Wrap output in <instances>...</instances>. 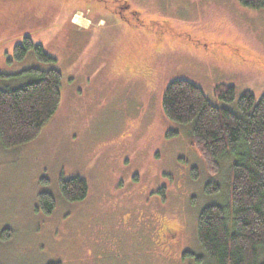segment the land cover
Masks as SVG:
<instances>
[{
    "label": "rangeland",
    "instance_id": "obj_1",
    "mask_svg": "<svg viewBox=\"0 0 264 264\" xmlns=\"http://www.w3.org/2000/svg\"><path fill=\"white\" fill-rule=\"evenodd\" d=\"M128 1L181 35L165 27L155 33L148 23L135 27L143 39L123 25L77 33L72 11L53 16L40 4H22L0 20V89L30 81L19 75L30 68L62 73L60 107L37 138L12 149L0 141V264H213L199 243L198 219L228 199L234 158H221L220 172L210 173L191 124L169 119L163 97L178 79L236 112L245 90L264 96V9L238 0ZM25 36L56 61L34 51L15 59ZM221 84L236 87L233 101L216 95ZM74 176L88 183L83 201L61 192V180ZM208 184L220 190L207 193ZM42 193L53 196L52 213L41 208Z\"/></svg>",
    "mask_w": 264,
    "mask_h": 264
},
{
    "label": "trees",
    "instance_id": "obj_2",
    "mask_svg": "<svg viewBox=\"0 0 264 264\" xmlns=\"http://www.w3.org/2000/svg\"><path fill=\"white\" fill-rule=\"evenodd\" d=\"M238 1L246 8L264 9V0ZM29 51L43 62L56 61L29 36L15 46V59H24ZM19 75L31 80L0 89V141L6 149L37 138L62 99L60 70L30 68ZM216 95L233 101L236 87L221 84ZM162 105L169 119L191 124L192 143L210 173L220 172L221 158H234L228 199L206 206L198 219V240L208 258L213 264H264V96L245 90L236 112L213 104L197 84L178 79L168 85ZM60 187L71 202L83 201L89 195L88 183L80 176L62 179ZM206 190L218 192L220 187L208 184ZM40 205L49 214L56 203L50 193H42Z\"/></svg>",
    "mask_w": 264,
    "mask_h": 264
},
{
    "label": "flooded vegetation",
    "instance_id": "obj_3",
    "mask_svg": "<svg viewBox=\"0 0 264 264\" xmlns=\"http://www.w3.org/2000/svg\"><path fill=\"white\" fill-rule=\"evenodd\" d=\"M22 4H32L35 6L40 4L44 5V7L52 8L54 10L53 16H55L58 11H72L70 17V29L77 33H85L86 31L92 32L96 26L107 25L110 26V29L105 32L114 33V30L116 31L117 28L123 25L127 27L126 29L129 37L143 39V37L146 36L141 37L137 33L135 27L143 26L148 23L152 26H156V30H154V32L156 31L157 33H160L158 27H165L167 28L165 31H167L171 36L176 37V35H181L178 34L177 31L174 32L167 20H160L159 18L151 20L146 19L143 13L134 7L132 3L130 4L128 0H0V20L8 14V12L13 11L14 8L16 9ZM80 15L88 20V26L81 25L75 20V17ZM165 31L163 33H165ZM148 39L149 38L144 39L146 44ZM204 43L206 42H202V45ZM154 45H156V43H154ZM235 50L237 49H234L233 51ZM159 55L160 54L156 57L159 58ZM125 65H127L130 69L133 66L132 59L127 61Z\"/></svg>",
    "mask_w": 264,
    "mask_h": 264
},
{
    "label": "crops",
    "instance_id": "obj_4",
    "mask_svg": "<svg viewBox=\"0 0 264 264\" xmlns=\"http://www.w3.org/2000/svg\"><path fill=\"white\" fill-rule=\"evenodd\" d=\"M89 24V23H88ZM86 26H88V25H86Z\"/></svg>",
    "mask_w": 264,
    "mask_h": 264
}]
</instances>
